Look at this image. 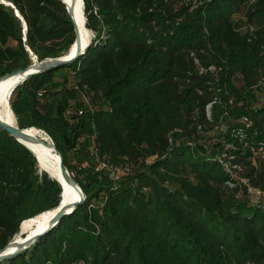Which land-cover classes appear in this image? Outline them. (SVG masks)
Masks as SVG:
<instances>
[{
	"label": "trees",
	"instance_id": "trees-1",
	"mask_svg": "<svg viewBox=\"0 0 264 264\" xmlns=\"http://www.w3.org/2000/svg\"><path fill=\"white\" fill-rule=\"evenodd\" d=\"M5 1L28 30L24 41L22 20L0 0V77L74 44L61 0ZM84 8L88 50L20 84L10 105L21 129L54 141L86 201L0 264H264V203L249 192L264 193L256 153L264 0H84ZM222 126L219 142L200 143ZM60 195L33 154L0 130V249Z\"/></svg>",
	"mask_w": 264,
	"mask_h": 264
},
{
	"label": "water",
	"instance_id": "water-1",
	"mask_svg": "<svg viewBox=\"0 0 264 264\" xmlns=\"http://www.w3.org/2000/svg\"><path fill=\"white\" fill-rule=\"evenodd\" d=\"M82 2V5L84 7V0H61V2L65 5V8L67 10V14L74 26L75 30V42L70 47L68 52L60 57H47L42 60H39L37 56H32V63L24 68H20L17 70H14L10 73H7L0 77V82L3 80H7L10 78H17L16 83L13 85L12 89L9 92L8 95V105L11 113L15 116L11 105H10V99L14 92V90L23 82L28 80L29 78L33 77L34 75L46 73L49 71H52L54 69H58L60 67L71 65L74 62H76L89 48L90 43L86 42V38H84L81 27H80V16H79V10H78V4L79 2ZM1 3H3L6 6H11L15 10V15L22 20L24 18L21 16L20 12L16 9V7L10 3L5 2V0H1ZM24 24V23H23ZM26 29V32H25ZM28 27L25 22L24 24V41H26V33H27ZM73 48H75V51L73 52ZM27 50L30 52V55H34L33 52L30 50V48H27ZM16 119V116H15ZM17 121V119H16ZM34 128H27V129H21L18 124L15 126L11 124L8 120H5L1 118L0 116V130L6 131L11 137H13L15 140H17L19 143L24 145L37 159L38 167L41 165V163L51 167L52 169L56 171V173H51L47 170H42L39 168L40 172H45L49 175L52 179L57 181L59 185L61 186V200L59 203V206L57 207L56 213L52 216L50 219L48 226L42 230L41 232L36 233L30 238H25L22 241H18L15 239V237L9 241L7 245L2 247L0 249V263L11 260L15 257H17L20 254L25 253L30 248L37 245V243L40 241L41 238L45 237L49 233H51L56 227L59 226L61 220L66 217L72 215L75 210L83 205L86 201V194L83 191L80 184L76 181L73 173L69 170V168L66 166L64 161L63 154L58 150L57 146L55 145L54 141L51 139L50 142L44 141L41 137L35 135L31 132V130ZM38 131V130H37ZM43 132L42 130H40ZM33 144L38 145L42 144L45 147L52 149L55 151L56 155L58 156V159L55 160V165L50 164L47 158V155L44 153H41L40 151H36L35 149L29 147L27 144ZM73 187L79 194L74 199H69V192L67 187ZM23 222L21 223L18 233L21 231V226Z\"/></svg>",
	"mask_w": 264,
	"mask_h": 264
},
{
	"label": "bare ground",
	"instance_id": "bare-ground-1",
	"mask_svg": "<svg viewBox=\"0 0 264 264\" xmlns=\"http://www.w3.org/2000/svg\"><path fill=\"white\" fill-rule=\"evenodd\" d=\"M84 9L85 8L83 7L82 2L80 1L78 4V10H79V16H80V27H81V31H82L84 38H86V42L89 43L92 41L93 33L91 30H89L86 27V17H85ZM23 23L25 24L24 21ZM25 32H26V29H25ZM74 51H75V48H73V52ZM16 81H17V78H10V79L3 80L0 82V116L1 118L8 120L11 124L15 126L17 125V121L15 119V116L11 113L9 109L8 95L13 85L16 83ZM32 128H34L31 130L32 133L41 137L46 142L51 141L48 134H46L45 132H41L40 129H37L35 127H32ZM27 145L35 149L36 151H40L41 153H44L45 155H47L49 163L55 165V160L58 159V156L56 155L54 150L49 149L42 144L33 145V144L28 143ZM39 168H41L42 170L45 169L51 173H56L54 168L52 169L51 167L43 163L39 165ZM67 189L69 192V199H74L78 196L79 193L73 187L68 186ZM56 209L57 208L45 211L31 219L24 221L21 226V231L15 236V239H17L18 241H22L23 239L30 238L36 233L44 230L48 226V223L50 219L52 218V216L56 213L57 211Z\"/></svg>",
	"mask_w": 264,
	"mask_h": 264
},
{
	"label": "rangeland",
	"instance_id": "rangeland-1",
	"mask_svg": "<svg viewBox=\"0 0 264 264\" xmlns=\"http://www.w3.org/2000/svg\"><path fill=\"white\" fill-rule=\"evenodd\" d=\"M257 98H258V102L256 104V106H261L264 104V83L260 85V88H258L257 92H256ZM208 116H211V110L210 107H208ZM225 132V127H217L216 129H214L213 131L209 132L207 134V138L204 139H200V143H206V145L208 146L209 143H216L219 142L221 140V133ZM210 151V149L208 150ZM224 157L225 155H223V157H221V161L224 162V165H226L228 167V169L230 168V161H224ZM40 172V171H39ZM42 173V172H40ZM238 174V173H237ZM235 172H233L234 177H237V175ZM49 176V175H48ZM242 182L245 184L246 180H242ZM250 196H251V201L252 203H256V202H262L264 203V193L261 194V196H256L254 193L250 192Z\"/></svg>",
	"mask_w": 264,
	"mask_h": 264
},
{
	"label": "built area",
	"instance_id": "built-area-1",
	"mask_svg": "<svg viewBox=\"0 0 264 264\" xmlns=\"http://www.w3.org/2000/svg\"><path fill=\"white\" fill-rule=\"evenodd\" d=\"M256 153H259V154H261L262 155V157L264 158V147H261L260 149H259V151L258 152H256ZM104 167H107L106 166V164L105 163H101V164H99V166H98V168H104ZM110 170H111V172H112V175H113V177L116 179V172H115V170H113L111 167H108ZM118 171H120V172H123V173H127L128 172V169L127 168H125V169H118ZM249 192H252V193H254L256 196H261V194H262V192L261 191H259V190H254L253 188H249Z\"/></svg>",
	"mask_w": 264,
	"mask_h": 264
}]
</instances>
